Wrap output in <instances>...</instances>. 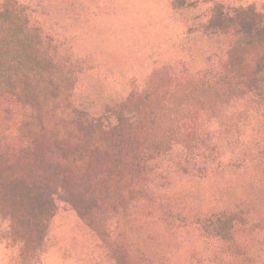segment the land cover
<instances>
[{"label": "rangeland", "instance_id": "374dc122", "mask_svg": "<svg viewBox=\"0 0 264 264\" xmlns=\"http://www.w3.org/2000/svg\"><path fill=\"white\" fill-rule=\"evenodd\" d=\"M16 1L77 68L78 110L106 130L123 128L109 156L117 161L112 183L83 189L80 201L55 190L56 210L31 264H118L116 256L124 264H233L212 231L233 210L254 213L260 260L246 264H264V52L235 25L210 24L217 8L252 7L264 22V0ZM164 68L155 100H144L152 74ZM189 89L196 114L166 122L160 105L174 113ZM7 121L0 111V129ZM182 121L193 129L185 139L168 147L153 138L155 128L168 137ZM15 145L0 136L3 148ZM77 207L97 214L105 242ZM10 226L0 214V264H14L21 247Z\"/></svg>", "mask_w": 264, "mask_h": 264}, {"label": "trees", "instance_id": "16d2710c", "mask_svg": "<svg viewBox=\"0 0 264 264\" xmlns=\"http://www.w3.org/2000/svg\"><path fill=\"white\" fill-rule=\"evenodd\" d=\"M172 6L176 7V3ZM225 22L230 24L228 28L235 25L241 31L246 44L257 45L264 52V22L252 7L226 13L217 8L210 24ZM50 38L27 6L16 0L0 1V111L8 119L0 136L17 143L12 148L0 146V214L10 218L11 233L21 243L14 264H31L40 259L38 252L44 244L47 223L56 210L55 190L76 192L75 198L80 201L83 189L106 178V185L112 183V168L117 161L112 162L109 156L123 131L122 127L106 130L97 126L78 110V70L51 48ZM165 71L152 74L148 81L152 89L146 90L144 100H155L152 90ZM193 92H181L182 99L176 102L174 113L165 109L167 104L160 105L161 117L166 112L169 119L159 124L177 121L179 116V120L188 119L194 112V106L189 107ZM177 97L175 93L171 96ZM182 122L183 126L168 137L159 131L158 124L153 138L166 140L168 147L178 138L185 139L193 129ZM98 154L108 156L102 161L95 159ZM77 212L105 242V226L97 214H85L78 207ZM254 221L253 212L233 210L212 228L218 249L233 264L260 260L253 243ZM115 258L118 264H124L118 256Z\"/></svg>", "mask_w": 264, "mask_h": 264}]
</instances>
